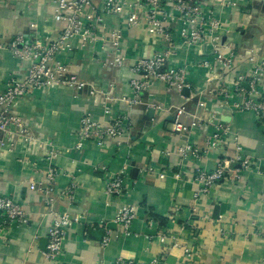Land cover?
<instances>
[{
	"label": "crops",
	"instance_id": "1",
	"mask_svg": "<svg viewBox=\"0 0 264 264\" xmlns=\"http://www.w3.org/2000/svg\"><path fill=\"white\" fill-rule=\"evenodd\" d=\"M96 1L101 4V0ZM202 1L212 6L223 24L222 50H236L233 68H223L210 45H205L203 52L189 49L174 32L175 49L169 63L188 68L187 85L178 90L158 80L143 93L144 101L137 108L124 102L112 104L114 110L135 113L128 143L135 153L132 176L138 182L126 199L137 205V217L127 232L114 222L121 199L105 192L104 170L94 169L102 164L118 169L114 145L100 148L88 143L84 150L77 151L76 130L88 112L95 118H105L106 96L94 95V86L107 88L114 82L118 94L131 96L130 65L168 45L150 34L146 22L135 29L124 26L121 54L126 64L115 67L105 64L107 49L102 43L82 46L75 40L74 49L59 58L90 84L81 89L60 85L37 90L18 101L16 108L58 152L55 163L61 172L55 207L68 208L80 217L67 231L61 264H152L161 254L162 264H264V118L251 110H238L236 104L241 98L234 91L237 76L250 70L247 53L251 49L263 52L264 0H232L225 5ZM105 20L113 25L121 18L108 14ZM61 28L53 18L52 0H0V40L4 42L18 34L25 42L30 41L34 31L40 36L57 37ZM204 59L212 63V69L203 65ZM19 65L5 50L0 59V89ZM260 88L264 91V80ZM177 106L183 107L180 119L189 125L185 135L172 131ZM217 123L228 130L225 144L206 153V138ZM186 142L197 147L202 156H181L179 146ZM239 143L257 163L243 171L238 181L229 172L195 201L199 170H211L218 161L232 160ZM44 150V146L19 142L13 150L0 151V193L21 203L30 219L24 225L4 224L0 212V264H47L44 250L53 217L46 211L42 190L30 187L31 178L44 180ZM72 182L77 189L70 201L60 192ZM176 207L180 209L176 211ZM150 219L167 227L181 245L190 247L191 257L171 240L163 244L154 239L157 227L148 226ZM107 226L113 230L112 238L104 245Z\"/></svg>",
	"mask_w": 264,
	"mask_h": 264
},
{
	"label": "built area",
	"instance_id": "2",
	"mask_svg": "<svg viewBox=\"0 0 264 264\" xmlns=\"http://www.w3.org/2000/svg\"><path fill=\"white\" fill-rule=\"evenodd\" d=\"M215 1L223 5L233 3L232 0ZM52 6L53 18L62 24L57 37L40 36L34 31L29 42H25L22 34L16 35L9 42L0 40V59L4 51L9 50L20 64L17 70L9 74L4 88L0 89V151L13 150L19 142L37 148L45 147L42 154L47 164L44 180L40 182L33 177L30 187L42 190L46 211L53 217L44 250L47 264H61L67 231L74 223L79 222L80 217L68 208L58 210L55 207L54 195L61 172L55 163L58 152L51 142L40 137L28 119L16 108L18 101L37 90L60 85L81 89L90 84L72 72L69 64L59 58L63 52L74 49L75 40H79L82 46L102 43L107 49L105 64L115 67H123L126 64L125 56L121 54L124 26L135 29L142 22H146L150 34L161 38L165 45H168L167 49L157 50L149 57L141 56L130 65L133 72L130 81L131 96L118 94L114 82H110L107 88L94 86L95 90L92 91L94 95L106 96L105 118H95L88 112L81 117L76 130L74 148L77 151L84 150L88 143L100 148L114 145L113 155L118 159V169H112L105 164L94 169L100 167L104 170L105 192L121 199L114 222L120 224L123 231L127 232L137 217V205L126 199L138 182V178L132 176L135 153L128 143L133 132L135 113L133 110L132 113L114 110L112 104L124 102L130 108H137L144 101L143 93L149 92L153 83L158 80L178 90L187 85L188 68L169 63L175 49L174 32L180 34L189 49L197 48L203 52L205 45H210L215 60L225 69L233 68L236 50L228 53L222 50L220 30L223 24L215 16L212 6L202 0H101V4L96 0H52ZM108 14L119 16L121 22L118 20L116 24H108L105 20V15ZM262 50L263 52L259 53L256 49H251L247 53L251 63L250 70L237 76L234 91L241 98L236 104L238 110H251L264 118V91L260 88V83L264 80V46ZM203 65L208 69L213 68L207 59L203 60ZM183 111L182 106L176 107L172 126L174 134L185 135L189 129V125L180 119ZM195 125L196 122L193 121L192 126ZM227 132V128L217 123L215 131L206 138V153L222 147ZM178 151L181 156L192 158L202 156L200 150L189 142L181 144ZM233 163L238 165L234 166ZM256 163L255 158L246 154L242 144H237L232 160L218 161L211 170L205 168L199 170L197 181L200 187L195 194V201H198L202 194L209 193L210 188L224 180L229 172L232 174L230 177L238 181L243 171ZM262 174L264 176V169ZM76 189L75 182H72L61 190L60 195L72 201ZM179 209L180 207H176V211ZM0 212L4 215V224L24 225L30 221L29 212L21 203L1 193ZM156 225L154 220L148 221V226L157 227L156 233L152 236L154 239L163 244L171 240L174 246H182L185 254L191 257L190 247L181 245L179 238L171 234L167 227ZM106 230L104 245L110 242L113 231L108 226ZM162 260L161 254L153 259L152 264H162Z\"/></svg>",
	"mask_w": 264,
	"mask_h": 264
},
{
	"label": "water",
	"instance_id": "3",
	"mask_svg": "<svg viewBox=\"0 0 264 264\" xmlns=\"http://www.w3.org/2000/svg\"><path fill=\"white\" fill-rule=\"evenodd\" d=\"M26 42H29V39H27Z\"/></svg>",
	"mask_w": 264,
	"mask_h": 264
},
{
	"label": "trees",
	"instance_id": "4",
	"mask_svg": "<svg viewBox=\"0 0 264 264\" xmlns=\"http://www.w3.org/2000/svg\"><path fill=\"white\" fill-rule=\"evenodd\" d=\"M197 1V0H196Z\"/></svg>",
	"mask_w": 264,
	"mask_h": 264
}]
</instances>
